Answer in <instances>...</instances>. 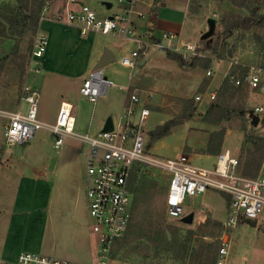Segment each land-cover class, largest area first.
Returning <instances> with one entry per match:
<instances>
[{
    "label": "rangeland",
    "instance_id": "374dc122",
    "mask_svg": "<svg viewBox=\"0 0 264 264\" xmlns=\"http://www.w3.org/2000/svg\"><path fill=\"white\" fill-rule=\"evenodd\" d=\"M12 1L14 0H0V16L8 14V3ZM27 1L30 10H39V0ZM51 1L47 0L40 11L39 25H34L35 20H32L31 28L22 36L5 34V17L1 19L0 108L18 109L24 89L30 85L40 90V110L52 115L54 105L60 100V92L66 87L71 93L75 91L73 82L65 77H54L45 70L42 73L44 82L40 85L36 83L40 72H35L32 51L39 34L45 33L48 40L42 58L47 56L51 62H57L61 69L71 64L77 66L83 72L78 78L88 75L89 70L93 69L90 57L97 56L99 44L116 39L113 35L100 31L82 34L77 24L58 19L49 20L55 18L57 12L64 10L66 2ZM223 13L248 15L250 10L240 7L234 0H191L188 25L197 30V38L193 41L203 46L200 39L209 28L208 20L216 18V33L223 27L220 21ZM44 18L46 19L43 20ZM42 21L45 22L41 30ZM191 32L195 33L194 30ZM214 35L211 40L212 47L200 50L196 58L187 60L185 64L171 59V65L164 58L156 59L148 71L147 82L137 86L155 90L154 98L149 102L151 114L145 127V145L155 156L168 158L186 154L194 165L211 168L215 164L216 156L198 157L191 152H205V149L200 148L206 139L203 132L209 140L212 133L217 139L223 131L224 141L219 152L230 149L239 159V170L247 177H256L264 174V113L258 114V123L252 121L254 106L264 105V89L261 87L264 86V59L260 50L264 42V28L236 30L227 37ZM117 41L125 53L131 52L133 46L136 47L133 39L122 37ZM157 51L167 54L166 49L155 48L146 56L151 57ZM120 59L121 56L118 55L116 60L104 65L105 73L113 79L114 68L120 75L127 72L123 66L116 68ZM137 68L139 65L134 73ZM252 69L261 71L262 74L258 88H250L247 84L238 86L229 76L231 73L242 75ZM209 70H212V74H208ZM78 78H75L76 81ZM111 90L112 87L108 90V96H101L96 103L82 96L75 98V112L80 115L82 122L95 119L108 109L113 113L114 119L118 117L124 109L121 102L124 91H117L113 97L109 96ZM212 90L217 93L213 101L196 100L197 94ZM191 106L195 108L194 115L181 118L167 134L159 138L150 135L157 126L183 116ZM4 127L5 121L0 117V259L13 260L21 251L30 250L78 263L96 264L99 241L91 227L92 217L86 205L83 187L89 143L71 135L64 139L60 147H56L49 130L41 128L25 146L23 153L16 155L13 146L4 138ZM78 127V133H86L88 130L87 124L84 129ZM258 161L260 168L256 171ZM57 163L60 169L56 175H52L51 170L55 171ZM63 165L65 168L70 165V174L67 173V168H62ZM132 176L131 181L140 191L145 186L154 185V195L150 197L153 200L150 211L155 209L160 212L159 220L169 238L179 232V238L191 240L184 261L170 257L173 253L164 252L161 262L216 264L214 261L218 255L220 237L224 232L230 231L233 248L228 264H264V215L255 226L246 221L233 227L227 223L230 212L229 197L222 191H208L205 195L189 197L185 202L183 215L173 216L169 214L166 204L169 181L166 172L157 166L141 163L135 167ZM142 201L143 193L140 198L137 197L140 206L137 207L132 226V232L137 233L134 237L135 245H125L123 240L115 244L110 264H122L119 260L122 251L126 254L122 259L129 264H148L144 255L151 248L153 234L138 226L143 212L140 210ZM190 214L193 215V220L186 221L184 218ZM160 239L161 235L157 237L159 245L162 244ZM117 251H120L119 254ZM201 255H204L203 263H199Z\"/></svg>",
    "mask_w": 264,
    "mask_h": 264
},
{
    "label": "built area",
    "instance_id": "2783aa9c",
    "mask_svg": "<svg viewBox=\"0 0 264 264\" xmlns=\"http://www.w3.org/2000/svg\"><path fill=\"white\" fill-rule=\"evenodd\" d=\"M117 1L129 6L112 15H100L87 3H81L78 9H74L70 3L77 0H68L64 10L55 14V19L77 23L82 34L100 31L135 40L136 47L121 60L130 68L136 67L139 59L155 48L179 52L186 61L200 54V44L197 41L185 40L173 31H164L159 35L138 34L132 22L138 0ZM47 45L46 34H39L32 51L35 72L41 71V59ZM208 74H212V70ZM229 76L238 86L247 84L250 88H258L261 85L262 74L258 70H248L242 75L231 73ZM116 86L119 87V84L105 73L104 67H95L83 80L80 93L87 100L96 103L111 87ZM122 87L128 94L123 111L116 119L113 118L112 129H102L96 134L89 131L78 133L75 130L74 105L69 100L60 102L53 122L41 119L40 90L30 85L25 87L18 109L0 108V117L5 121L4 138L14 149L24 142L29 143L41 128L49 130L56 147H60L64 139L71 135L89 143L90 150L85 160L84 191L92 217L91 227L99 241L96 264H110L115 244L132 232L137 207L140 205L137 202L138 190L131 179L135 167L141 163L157 166L168 174L166 204L169 214L173 216L183 215L185 202L189 197L204 195L209 189L222 191L229 197L230 212L227 223L233 227L238 225L241 217L258 220L264 215V174L256 177L245 176L238 168V157L230 149L221 151L211 168L194 165L186 154L168 158L151 154L145 145V127L151 114L149 102L154 98L155 91L142 87L131 88L128 85ZM261 87L264 89V86ZM216 96V91L212 90L195 97L197 101L205 102L213 101ZM254 112L264 113V105L254 106ZM232 246V234L226 231L220 237L216 264H228ZM119 260L122 264H129L122 257ZM0 264L83 263L24 250L16 259H0Z\"/></svg>",
    "mask_w": 264,
    "mask_h": 264
},
{
    "label": "crops",
    "instance_id": "0c3cea01",
    "mask_svg": "<svg viewBox=\"0 0 264 264\" xmlns=\"http://www.w3.org/2000/svg\"><path fill=\"white\" fill-rule=\"evenodd\" d=\"M51 2L53 3L54 0H52ZM67 3H68V0H66L64 7L66 6ZM81 3L89 4L90 6L95 8L100 15H112L115 12H117L118 10H121L124 7L129 6L126 3H119L117 0H77V2L70 3V6L74 9H78V7ZM109 4H111V5L109 6ZM190 5H191V0H138L137 3L135 4V7H134L135 12H133V14H132V22H133V25H135L137 33L141 34V35H150V34L159 35L164 31H173V32H176V33L180 34L181 36H183L185 40L193 41L195 38H197V34H196L197 30L193 29V28L191 29V27H189V25H188V20H189L188 16H189V11H190ZM46 18H48V17H46ZM46 18H44L43 20H45ZM53 19H55V18H52V19L49 18V20H53ZM44 22L45 21H42L40 24L41 30L44 26ZM69 24H77V23H69ZM77 26L79 27L78 24H77ZM193 30L195 31V33L191 32ZM111 35H113V37H115L116 39H111L110 42L102 41L98 46L99 47V53L97 54V56L95 55L94 57H93V55H91L90 59H91V61H93V63H92L94 65L93 68H95L96 64L98 63V61L100 60V58L102 57V55L104 53L103 51H105L106 48H110L113 51V53L115 54V57H116L115 60L118 58V55L121 56V59L119 61H117L116 68L123 66V68L125 70H127V72L123 75H120V74L115 72V68H114V75H115L114 79L119 84V87L118 86L112 87V90H111L109 96L114 97V95L117 94V91H120V90L124 91V95L122 97L121 102H122L123 106H125L126 99H127V94H126L127 92L125 89H123L122 86L128 85L131 88L132 87L134 88V87H137L138 85H140L142 83L147 82L148 76H149L148 71L151 70L153 61H155L156 59L162 60L164 58L167 61H169V63H171V65L173 63L171 62V58L168 57L167 54H162V51H157L155 53V55H152L151 57L150 56H142L139 59V64H138L139 68H137V72H136L137 74H136V73H134V69L137 66L134 68H130V67L124 65L121 61L122 57L124 55L130 53V52L125 53V50H123V48L120 46V44L117 41V39L122 38V36H120L118 34H113V33H111ZM134 48L135 47L133 46L132 50ZM111 61H113V60H111ZM41 65H42L41 71L38 74V76L36 77V83L38 85H40L44 82V77L42 76V73L45 70L46 72L52 74L54 77H57V78L65 77L67 80H70V82H73L75 84V91L71 93L69 88L66 87L64 89V91L60 92V95H59L60 100L58 101V103L56 105H54L52 115L45 113L43 110H40V106H39V117L41 119H43L44 121L53 122L56 119V116L58 114L60 102L62 100H69L74 105L73 113L75 116V130H76L77 126H79L78 128H80V129H82V128L84 129L86 127V124H87L86 128L88 129L87 131H89V132L92 131L93 134H96L100 130H102L104 125H105L107 118L109 116L113 117V113L111 111H109V109L107 111H105L104 114L101 113L95 119H89V121H87V122L84 120L82 122L81 118L79 117L80 115H78L77 112H75V108H76L75 101H77V99L81 98V96L83 98H86L85 96H83L80 93V87L82 85L83 80L88 75L81 77V78H78L79 76L83 75V72H81L77 66H74L73 64H71L69 66L68 65L65 66L66 70L61 69L57 62H55V63L51 62L47 56L42 58V64ZM104 69H105V67H104ZM91 70H89V72ZM139 74H141V76H139ZM75 78H78V81H76ZM163 88H164V86H163ZM165 89L166 88H164V90ZM168 90H170V89H168ZM108 93H109V91L107 92V94L105 96H108ZM77 94L79 95L78 97H77ZM75 98H77V99H75ZM119 112L120 111H118V113ZM79 132H82V130H79ZM203 134L205 135L204 137L206 139L203 141L200 148L205 149L207 147L208 138L206 137V133L203 132ZM191 146H193V145L191 144ZM191 153L197 155L198 157H203L205 155L206 156L214 155V156H216V160H217V155L220 152L216 153V154L215 153H208L206 151L204 153L203 152L202 153L191 152ZM66 157H68V155ZM58 158H57V160H59ZM55 168H56L55 171L51 170L52 175H56L57 171H59V169H60V165L57 163ZM62 168H65V166L63 165ZM66 168L65 169L68 171L67 173L70 174V165L67 166ZM72 168H73V165L71 163V181L73 179ZM59 176L60 175H58V177ZM17 182L19 183V181H17ZM84 182H85V180H84ZM14 184H15V182H14ZM83 187H84V184H83ZM208 191H219V190L209 189L206 191V193ZM166 197H167V191H166ZM261 217H263V216H261ZM258 220H254V222H252V220L245 219V221H243L241 223L248 221L250 224L255 226L258 224ZM136 236H137V233L131 232L130 236L126 240L127 242L125 245H127L128 243H131V245H134V243H135L134 237H136ZM232 248H233V246H232ZM117 252L119 254L120 251H117ZM123 252L124 251H122V253L119 254L120 255L119 257H122V258L125 257L126 254H124Z\"/></svg>",
    "mask_w": 264,
    "mask_h": 264
},
{
    "label": "trees",
    "instance_id": "16d2710c",
    "mask_svg": "<svg viewBox=\"0 0 264 264\" xmlns=\"http://www.w3.org/2000/svg\"><path fill=\"white\" fill-rule=\"evenodd\" d=\"M47 0H39V10L35 11V9L30 10L29 9V3L27 0H14L12 2L8 3V8H10V11L8 14H4L5 16H0V24L1 19L5 17V27H4V33L10 34L13 36H22L26 33V31L31 28L32 20H35L34 25H39V19H40V11L44 7V4ZM237 5L240 7H246L250 10V13L248 15H242V14H227L223 13L221 18V25L223 27L215 33L214 36L216 37H227L229 35H232L236 30H244V31H251L253 28L261 27L264 28V0H234ZM6 28V29H5ZM212 38H206V39H200L203 46L199 45L200 50H207L212 47L211 40ZM263 52V59H264V42L262 43L261 49ZM167 56L171 59L178 60L179 62L185 64L187 61L183 58L182 54L176 51L167 50ZM196 58V57H195ZM192 64V63H191ZM262 67L264 68V60L262 62ZM195 113V108L193 106L190 107L189 111L185 113L183 116H180L177 119H171L167 121L166 123L157 126L154 130L150 132V135L153 138H159L165 134H167L173 125L181 121V118H189ZM262 122L264 123V119H262ZM220 135L217 137H214V133H212L209 137L207 147L205 148V151L208 153H219V148L221 147L223 141H224V134L223 131L219 133ZM260 168V162H256V171H258ZM133 177V176H132ZM133 184V181H132ZM134 185V184H133ZM140 195L143 193V201H142V217L139 218L138 226L142 230L149 231L153 234V241L151 244V248H148V254L144 255L145 260L148 261V264H165L161 262V258L165 253H173L172 258L174 259H182L184 261L185 255L188 254L190 249V239L184 238L181 239L178 237L179 232L176 234H173V237L169 238V235H167V232L165 230V227L163 226V223L161 220V214L158 210L153 209L150 211V205L153 203V200L150 199L154 195V185L145 186L144 188L140 189L134 185ZM158 219V220H157ZM245 221V218L241 217L239 219V222ZM192 234V233H191ZM161 235V241L162 244H157V237ZM157 236V237H156ZM129 236H126L123 240V242H127V238ZM191 237V235H190ZM119 240L116 244H118ZM135 245V243H134ZM133 245V246H134ZM149 260H148V259ZM159 258V259H158ZM201 260L199 263H203L204 261V255H201ZM143 259V261H144ZM207 260H209V257H207ZM202 261V262H201ZM216 260L214 261L216 263Z\"/></svg>",
    "mask_w": 264,
    "mask_h": 264
},
{
    "label": "water",
    "instance_id": "95a60500",
    "mask_svg": "<svg viewBox=\"0 0 264 264\" xmlns=\"http://www.w3.org/2000/svg\"><path fill=\"white\" fill-rule=\"evenodd\" d=\"M111 4H109L110 6ZM208 24H209V28L208 30H206L202 35L201 38L202 39H206V38H212L215 31H216V18L212 17L208 20ZM115 54L113 53V51L110 48H106V50L104 51L102 57L100 58V60L98 61V63L96 64L95 67H104L105 64H107L108 62H110L111 60H115ZM252 121L253 123H258L260 117L257 113L254 112V110H252ZM113 128V117L109 116L105 122V125L103 127L104 131L110 130ZM27 142L22 143L21 145H18L15 147V154L16 155H21L25 146L27 145ZM186 221H192L193 220V215L190 214L188 216H186L184 218ZM252 222H254V220H252Z\"/></svg>",
    "mask_w": 264,
    "mask_h": 264
}]
</instances>
